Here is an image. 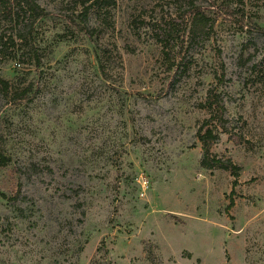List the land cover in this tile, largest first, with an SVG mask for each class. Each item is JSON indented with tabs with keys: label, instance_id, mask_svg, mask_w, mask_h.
Masks as SVG:
<instances>
[{
	"label": "rangeland",
	"instance_id": "rangeland-1",
	"mask_svg": "<svg viewBox=\"0 0 264 264\" xmlns=\"http://www.w3.org/2000/svg\"><path fill=\"white\" fill-rule=\"evenodd\" d=\"M39 2L33 52L0 24L34 83L0 94V264H264V0H115L93 36L92 1ZM208 122L238 177L202 167Z\"/></svg>",
	"mask_w": 264,
	"mask_h": 264
},
{
	"label": "trees",
	"instance_id": "trees-1",
	"mask_svg": "<svg viewBox=\"0 0 264 264\" xmlns=\"http://www.w3.org/2000/svg\"><path fill=\"white\" fill-rule=\"evenodd\" d=\"M92 1L89 6L84 7L82 16L83 22L85 23V29H87L91 35H96L99 33L101 28H113L114 23L111 20V8L115 5V0H90ZM204 0H179L185 5L194 7L198 11V16L194 18L192 23L196 22H208V17L205 12L201 11V2ZM8 1L0 0V24L1 22H8L16 27H18V34L15 37L19 41V45L26 49L24 53L33 52L34 44L31 42V33L38 21L44 18L47 13L45 8L40 4L39 0H17L15 7L8 9ZM85 5V3H84ZM95 13L100 22L99 27H88V21L90 19L91 13ZM75 16V15H73ZM74 21L75 18H70ZM262 30V29H261ZM264 32V30H263ZM5 38L10 40L12 44L15 43V38L13 36H7L4 33L0 34V46L2 48L6 45L7 41ZM25 61H19V63H24ZM34 83L26 82L25 79H20L17 83H13L8 79L4 78L0 74V94H2L7 100L14 103L32 102L34 98ZM218 107L224 111V106L219 103ZM209 122L206 123L198 132L199 139L203 144L204 154L201 161V165L207 169L221 168L225 170H232L236 177L239 176V167L234 165L231 160H223L215 155H212L211 149L215 142L219 139V133L215 131L214 127L210 126ZM11 158L4 154V149L0 147V163L2 165L10 164ZM234 184H237L235 180ZM106 253L108 252L105 247ZM99 248V250H101ZM102 264V263H101Z\"/></svg>",
	"mask_w": 264,
	"mask_h": 264
}]
</instances>
